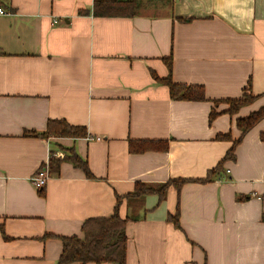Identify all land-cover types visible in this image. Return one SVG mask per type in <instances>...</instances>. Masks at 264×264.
Instances as JSON below:
<instances>
[{
  "label": "crops",
  "instance_id": "crops-1",
  "mask_svg": "<svg viewBox=\"0 0 264 264\" xmlns=\"http://www.w3.org/2000/svg\"><path fill=\"white\" fill-rule=\"evenodd\" d=\"M0 7V264H58L61 238L111 216L117 194L204 179L221 162L212 181L170 187L161 203L123 200L121 216H138L126 229L127 264H264V119L225 161L237 120L264 108V0H143L133 17L95 16L94 0ZM169 58L172 80L203 86L207 101L171 98L160 82ZM249 89L256 99L228 113L226 101ZM50 120L87 136H24ZM144 140L169 149L131 152L130 141ZM67 149L95 178L63 162L37 189L33 177ZM177 212L180 228L168 220Z\"/></svg>",
  "mask_w": 264,
  "mask_h": 264
},
{
  "label": "trees",
  "instance_id": "trees-1",
  "mask_svg": "<svg viewBox=\"0 0 264 264\" xmlns=\"http://www.w3.org/2000/svg\"><path fill=\"white\" fill-rule=\"evenodd\" d=\"M143 4V0H94L93 12L98 17H133L136 16ZM169 69V76L160 80L167 85L170 90L171 98L174 100L202 102L207 101L205 89L203 86L178 84L172 80V59L167 60ZM256 99L251 90L244 94L242 98L227 100L229 105L227 111L231 115L237 114L239 110ZM215 104L219 103L217 101ZM216 110L211 112V121L218 116ZM264 119V108L251 113L249 116L239 118L237 120V128L241 135L229 150L226 160L235 159V150L237 145L242 141L243 137L256 127ZM25 137H70L83 138L87 136V130L83 127L72 126L64 120H50L47 123L46 130L43 133L36 131H26ZM219 141L231 140L230 134H220L217 137ZM261 141L264 142V132L261 133ZM169 149V141L167 140H144V141H130V150L133 153H143L146 151H163L167 152ZM64 159L57 158L52 153L49 161V170L52 175H59L61 165L63 162H69L77 169L83 171L85 176L89 179L95 177L90 171L87 160L80 157L73 149L66 150ZM221 162L217 168L212 170L204 179H174L161 185H148L142 182L136 184L134 192L126 195L116 196V206L114 213L108 217H93L87 219L82 226L81 236L62 237L63 249L59 258L58 264H127V248L128 236L127 225L130 221H136L137 215H131L123 218L120 214V208L123 200L135 202L141 205L144 198L149 195H158L159 203L166 198L167 191L170 187H175L178 191L190 182L206 183L213 180L217 173L223 169ZM168 220L172 222L175 227L180 228L179 213L170 215Z\"/></svg>",
  "mask_w": 264,
  "mask_h": 264
},
{
  "label": "built area",
  "instance_id": "built-area-1",
  "mask_svg": "<svg viewBox=\"0 0 264 264\" xmlns=\"http://www.w3.org/2000/svg\"><path fill=\"white\" fill-rule=\"evenodd\" d=\"M177 1V0H174ZM8 12L3 8L0 7V16H4L7 15ZM55 24L58 23L57 20L54 21ZM56 157L58 156L57 154H54ZM51 177V173L49 170V164H46L43 168H41L37 174V176L33 177L32 182L33 185L37 188V189H42L44 188V186L47 184V182L49 181Z\"/></svg>",
  "mask_w": 264,
  "mask_h": 264
},
{
  "label": "rangeland",
  "instance_id": "rangeland-1",
  "mask_svg": "<svg viewBox=\"0 0 264 264\" xmlns=\"http://www.w3.org/2000/svg\"><path fill=\"white\" fill-rule=\"evenodd\" d=\"M140 11V10H139Z\"/></svg>",
  "mask_w": 264,
  "mask_h": 264
}]
</instances>
